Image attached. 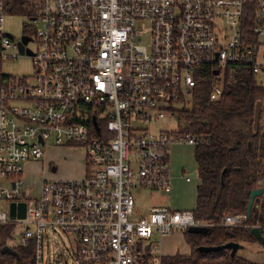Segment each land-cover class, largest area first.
<instances>
[{
  "label": "built area",
  "instance_id": "2783aa9c",
  "mask_svg": "<svg viewBox=\"0 0 264 264\" xmlns=\"http://www.w3.org/2000/svg\"><path fill=\"white\" fill-rule=\"evenodd\" d=\"M246 7L254 12L248 44ZM23 12L30 23L16 39L5 20ZM262 39L264 0H0V202L25 204L24 219L0 212V226H25L19 247L34 243L33 264H43L47 229L68 238L71 264H160L157 238L207 225L168 206L140 216L132 194L170 195V147L203 141L152 126L189 107L203 69L213 101L238 67L264 77ZM20 56L31 59L32 75H5L3 65ZM48 140L84 149L83 176L43 181L38 197L25 198L22 165Z\"/></svg>",
  "mask_w": 264,
  "mask_h": 264
},
{
  "label": "trees",
  "instance_id": "16d2710c",
  "mask_svg": "<svg viewBox=\"0 0 264 264\" xmlns=\"http://www.w3.org/2000/svg\"><path fill=\"white\" fill-rule=\"evenodd\" d=\"M253 25L254 12L246 7L241 21L245 44L254 38ZM211 76L210 70H202L192 90L189 107L177 112L179 120H183L180 131L203 141L193 148L199 183L195 207L190 212L196 221L207 225L208 231L206 234L184 231L183 238L190 253L162 256L160 264H259L238 256L237 252L231 255L227 248L210 253L197 250L201 246L259 242L250 233L254 227L259 228L264 238V194L254 200L250 217L245 218L251 191L264 189V81L249 68L238 67L233 79L224 77L222 95L213 101L209 99ZM257 101L262 108L254 135ZM230 215L243 216L240 226H220ZM14 226L13 222L0 226V259L3 264H33V242L26 248H14L16 256L1 253L11 239ZM261 245L264 247V243Z\"/></svg>",
  "mask_w": 264,
  "mask_h": 264
},
{
  "label": "rangeland",
  "instance_id": "374dc122",
  "mask_svg": "<svg viewBox=\"0 0 264 264\" xmlns=\"http://www.w3.org/2000/svg\"><path fill=\"white\" fill-rule=\"evenodd\" d=\"M29 23L24 12L17 15H8L5 20V29L16 39H19L25 33L26 25ZM143 27L147 28L148 25H143ZM38 28H41V25H38ZM258 43L259 52L263 53L264 39L259 40ZM28 47L35 49L32 44H29ZM3 73L13 77H29L33 73L32 61L28 56H20L13 61L6 62L3 65ZM258 78L264 81L263 76ZM182 125L183 120H179L177 115H167L158 122L157 126H152V129L156 128L161 132H169L180 129ZM169 155L170 166L175 176L173 180H176L172 186V192L170 195H167L163 192L134 191L132 195L136 210L140 216L146 215L153 206L163 204H170L171 208L176 210L191 211L194 208L195 188L198 178L192 179L190 183H186L183 179L185 175H191L195 172L193 147L175 145L170 147ZM84 164V149L82 147H56L50 140L46 141L45 147L42 150V156L38 159H29L22 165L21 179L24 183L22 185L24 197L35 198L32 196L36 195V191H38L42 180H78L81 171L84 170ZM1 185L6 186V182L2 180ZM7 210L8 203L4 201L0 202V212L6 213ZM24 229L25 226L23 224L15 225L7 246L12 249L19 247V237ZM57 250L59 254L56 256ZM41 254L43 264H71L68 238L56 229L44 231ZM237 255L248 261L264 264V248L258 245V243L256 245L247 244L243 249L237 251ZM2 262L0 259V264H3Z\"/></svg>",
  "mask_w": 264,
  "mask_h": 264
},
{
  "label": "water",
  "instance_id": "95a60500",
  "mask_svg": "<svg viewBox=\"0 0 264 264\" xmlns=\"http://www.w3.org/2000/svg\"><path fill=\"white\" fill-rule=\"evenodd\" d=\"M24 43L28 42V38H23ZM22 51V48H21ZM218 72L215 71L214 75H217ZM260 112H261V102L257 101L254 107V116H253V134L255 135L258 130V124H259V117H260ZM235 149V147H233ZM192 178H196L197 174L196 172L191 174ZM264 194V189L259 188V189H254L251 191L248 205L246 208V214L245 218L249 219L250 217V211L251 208L254 204V200ZM8 212H9V217L11 219H24L25 217V204L24 203H10L8 206ZM208 231V228L205 226L201 227H190L187 229V232L189 233H195V234H206ZM251 235H253L261 244L264 243V238L262 234L260 233L259 228L254 227L250 231ZM222 248H227L231 251V255H234L238 250L242 249V246L236 243H226L222 246H217V247H212V246H201L197 250L201 253H210V252H215L218 251ZM2 254H10L16 256L15 250L9 248L8 246H5L1 250Z\"/></svg>",
  "mask_w": 264,
  "mask_h": 264
},
{
  "label": "crops",
  "instance_id": "0c3cea01",
  "mask_svg": "<svg viewBox=\"0 0 264 264\" xmlns=\"http://www.w3.org/2000/svg\"><path fill=\"white\" fill-rule=\"evenodd\" d=\"M194 163H195V161H194ZM196 168H197V166H196V163H195V172H196ZM170 172H171V181H172V186H173L175 184L174 182L176 180H173L175 176L173 175L171 166H170ZM175 174H176V172H175ZM182 175H183V173H182ZM82 176H83V171H81V175H80L79 178H81ZM185 176H187V175H185ZM191 178H192V176H191ZM196 178H192V179H196ZM43 181H46V180H42V182ZM42 182H41V184H42ZM198 183H199V180H198ZM198 183H197V185H198ZM41 184H40V187H39L38 191H36V195L35 196H32V197H37L39 195L40 188H41ZM197 185H196V187H197ZM172 189H173V187H172ZM23 193H24V191H23ZM195 200H196V188H195ZM195 200H194V207H195ZM158 206H168V207L171 208L170 204L169 205L163 204V205H158ZM174 210H176V209H174ZM187 211H189V210H187ZM156 242H157V247H156L157 248V252L161 256H173L175 254L188 255L190 253V249H189L188 245L186 244V242H185V240L183 238V234L173 233V234L168 235L166 237L157 238ZM257 243H258V245H260L261 247H263L260 242L247 243V244L248 245H256ZM247 244H242L241 245L242 246V249ZM187 248H188V250H187ZM162 250H163V252H162Z\"/></svg>",
  "mask_w": 264,
  "mask_h": 264
}]
</instances>
